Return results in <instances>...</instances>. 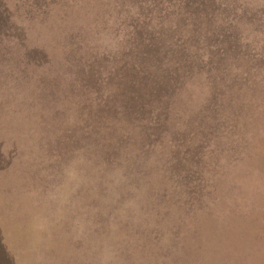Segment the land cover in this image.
<instances>
[{"label": "rangeland", "instance_id": "rangeland-1", "mask_svg": "<svg viewBox=\"0 0 264 264\" xmlns=\"http://www.w3.org/2000/svg\"><path fill=\"white\" fill-rule=\"evenodd\" d=\"M143 1L0 0V264H264V0Z\"/></svg>", "mask_w": 264, "mask_h": 264}, {"label": "trees", "instance_id": "trees-1", "mask_svg": "<svg viewBox=\"0 0 264 264\" xmlns=\"http://www.w3.org/2000/svg\"><path fill=\"white\" fill-rule=\"evenodd\" d=\"M149 0H145V1H143V2H141V3H145V2H148ZM188 1V3H190L191 1L193 2V5L194 6H196V7H198L199 9H201V6L199 5V2L200 1H202V0H187ZM207 1H209V0H206V2ZM210 2L212 3L213 2V0H210ZM151 2H149L148 4H150ZM195 3V4H194ZM151 6V5H150ZM202 13H203V9H202ZM205 35V34H204ZM230 38L231 37H229V38H226V40H227V42L225 43L226 44V46H225V49H227V48H231L232 50L235 48L234 46H233V42H229L230 41ZM161 46L162 45H158V46H156L155 47V49H154V54H152V56L153 57H156L155 55H157V54H159V56L163 53V51H165V53H167L168 55H174L175 57H176V54L174 53V51L173 50H168L167 48H165V49H163V50H161ZM170 51H172V52H170ZM220 51L222 52V53H224L225 51H224V47L223 46H220ZM234 52V51H233ZM150 61H152L153 63L154 62H156V64H154L155 66H156V68L160 65L159 64V62H158V60L157 59H154V58H150ZM155 68L154 67H152L149 71H148V78H149V80H150V82H151V84H153V83H155L156 81H158V80H156L157 78H158V76L157 75H159L160 73H159V70H158V68L156 69V70H154ZM51 73H49V72H47V71H42V72H40V86L41 87H43L44 89H41V90H50L51 88H53V86H55L56 84H58V82L60 81V82H62L61 80H60V78H61V74H68L69 73V71H68V69L67 68H62V70H61V72L59 73V74H57V73H53L52 71H50ZM53 73V74H52ZM55 75H58L57 77H55ZM151 76H153V79H151ZM112 78H113V80L114 81H116L117 82V80L118 81H120L121 79H122V82L124 81V76H123V78H120V77H117L116 76V73H113L112 74ZM162 78V77H161ZM160 78V79H161ZM221 78H222V76L220 77V78H218V80H220L221 81ZM90 83V78H89V80H88V83L87 84H89ZM120 83V82H119ZM123 88H125L126 90H127V88H128V83L127 82H124L123 83ZM210 85H212V89H214V87L215 86H213V84H212V82L210 83ZM222 85H224L223 86V88H232L229 84H225V82L224 83H222ZM85 86V85H84ZM88 88V87H87ZM86 88V89H87ZM216 89H217V87H215ZM55 89H56V87H55ZM240 89H245V88H240ZM61 94H65V93H63V91L62 90H60L59 91ZM78 92H80V91H76V89H75V86L72 84V89H71V91L69 92V93H78ZM233 92V89H231V91H230V93H232ZM229 93V94H230ZM68 94V93H67ZM228 94V95H229ZM227 95V96H228ZM226 96V97H227ZM225 97V98H226ZM211 105H212V107H211ZM210 106H209V109L210 110H212V115L213 116H210V117H208L210 120H214V118H215V115L217 114V115H219V118H220V115H221V117H222V115L225 113V112H223L222 110H221V107H220V105H221V103L220 102H215V103H212ZM200 109H202L203 111H206V109L207 108H205L204 106H201L200 107ZM69 111H70V116H72V113H71V110L69 109ZM218 111H221V113L220 112H218ZM211 114V113H210ZM73 117V116H72ZM218 117V116H217ZM72 120L74 121V124H73V126H75V127H77V125H76V122H75V119L74 118H72ZM87 122V121H86ZM102 129V126H100V128L99 129H97V130H101ZM97 133V132H96ZM86 134V136L83 138V137H80V139L81 140H83V141H87L88 139H90V138H92V136H93V134H92V132L91 133H85ZM59 139H61V140H65L66 142H68L65 138H59ZM71 141H73V140H71ZM80 145L81 144H86V143H83V142H81V143H79ZM67 145V144H66ZM76 146H72V147H69V151H72V150H74V148H75ZM64 151V149H62V150H59V153H61V152H63ZM50 157H56V159H57V164H59V158H58V151L57 152H55L54 154H50ZM171 158V157H170ZM170 158H169V161H170ZM172 161L171 162H175L176 161V157H173L172 156ZM52 168V167H51ZM51 172H53V169H51Z\"/></svg>", "mask_w": 264, "mask_h": 264}]
</instances>
